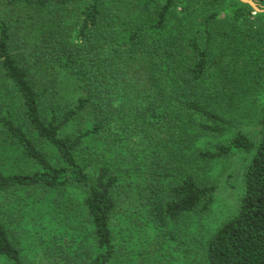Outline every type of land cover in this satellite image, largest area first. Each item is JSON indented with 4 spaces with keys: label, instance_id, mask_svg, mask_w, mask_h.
I'll list each match as a JSON object with an SVG mask.
<instances>
[{
    "label": "trees",
    "instance_id": "trees-1",
    "mask_svg": "<svg viewBox=\"0 0 264 264\" xmlns=\"http://www.w3.org/2000/svg\"><path fill=\"white\" fill-rule=\"evenodd\" d=\"M0 72L14 97L0 136L37 168L0 170V198L77 190L91 225L78 264H128L111 222L129 212L162 230L157 244H183L213 204L212 165L239 153L250 157L237 210L194 250L203 264H264V107L247 106L264 93V12L239 0H0ZM244 123L257 131L236 132ZM0 257L23 264L1 220Z\"/></svg>",
    "mask_w": 264,
    "mask_h": 264
},
{
    "label": "rangeland",
    "instance_id": "rangeland-1",
    "mask_svg": "<svg viewBox=\"0 0 264 264\" xmlns=\"http://www.w3.org/2000/svg\"><path fill=\"white\" fill-rule=\"evenodd\" d=\"M253 1L264 3V0ZM229 5L233 6L227 1L226 6ZM234 6L239 5L235 3ZM262 10L259 13H263L264 8ZM15 48L22 51V42H15ZM12 90L11 84L0 72V110H4L5 104L8 108L14 104ZM250 96L256 103L247 104L249 113H254L257 106L264 107V93L256 92ZM238 131L250 136L257 128L252 123H244L236 130ZM234 134L231 132L223 139L227 140ZM212 142L215 140L204 139L199 145L208 146ZM98 144L99 142L95 144L93 140H88L84 145L86 152L81 157L84 164L89 166L91 175L99 162L94 151L95 148L97 150ZM249 157L239 153L212 165L209 176L218 186L213 204L207 213L198 217L192 216L188 220L190 229L184 235L183 244L167 239L163 244H157L156 240L162 230L148 221L143 210L140 213L129 212L115 216L111 229L116 236V244L128 258L126 262L203 264L200 253L194 250L193 240L206 241L221 224L235 214L242 192V171ZM36 169L34 163L25 158L20 149L9 145L0 136V170L4 174H30ZM81 199V194L75 189L60 193L18 192L0 198V220L6 225L11 240L20 250L23 264L79 263L80 256L85 255V248L89 245L91 229ZM0 264H6L2 257Z\"/></svg>",
    "mask_w": 264,
    "mask_h": 264
},
{
    "label": "water",
    "instance_id": "water-1",
    "mask_svg": "<svg viewBox=\"0 0 264 264\" xmlns=\"http://www.w3.org/2000/svg\"><path fill=\"white\" fill-rule=\"evenodd\" d=\"M240 2L244 3V4H248L249 6H251L255 11L259 12V11H263V10H260L258 7H257V4L255 1L253 0H239Z\"/></svg>",
    "mask_w": 264,
    "mask_h": 264
}]
</instances>
